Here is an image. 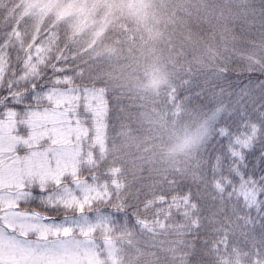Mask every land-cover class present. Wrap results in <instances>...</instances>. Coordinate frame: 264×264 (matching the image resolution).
Listing matches in <instances>:
<instances>
[{"label": "snow or ice", "instance_id": "6c2138e0", "mask_svg": "<svg viewBox=\"0 0 264 264\" xmlns=\"http://www.w3.org/2000/svg\"><path fill=\"white\" fill-rule=\"evenodd\" d=\"M236 7L240 31L264 36V7ZM241 59L203 80L177 72L153 122L167 131L196 88L232 72L264 74V47ZM213 95L195 131L129 159L109 135L125 99L38 37L0 29V264H205L229 243L264 264V80Z\"/></svg>", "mask_w": 264, "mask_h": 264}, {"label": "rangeland", "instance_id": "374dc122", "mask_svg": "<svg viewBox=\"0 0 264 264\" xmlns=\"http://www.w3.org/2000/svg\"><path fill=\"white\" fill-rule=\"evenodd\" d=\"M12 2L17 15L10 24L21 35L38 37L53 52L59 50L69 57L72 53L86 76L102 80L103 87L127 98V107L119 114V120L113 113L116 131H110L113 132L110 137L120 149L118 154L129 159L139 157L144 149L155 144H171L173 130L176 133L185 128L195 131L204 119L202 113L217 107L213 92L225 81H213L203 90L196 88L187 113L174 125L169 117L167 131L154 123L156 113L165 111L162 93L177 72L191 67L203 80L205 74L210 75L226 59L230 66L237 57L246 54L245 48H239L233 41L235 25H239L235 19L236 5L241 0ZM255 3L257 8L264 7V0H255ZM59 36L69 39V43L60 41ZM255 47L260 46L250 49ZM240 63L243 65L245 61ZM259 74L264 80V75L256 73ZM236 77L242 81H236L229 87L230 91L248 83L247 76L243 79L238 74ZM157 79L161 83L153 89L152 82ZM196 93L200 94L197 96ZM34 205L22 207L35 209ZM232 244L233 250L221 255L220 264H249L245 258L248 248L242 243Z\"/></svg>", "mask_w": 264, "mask_h": 264}, {"label": "trees", "instance_id": "16d2710c", "mask_svg": "<svg viewBox=\"0 0 264 264\" xmlns=\"http://www.w3.org/2000/svg\"><path fill=\"white\" fill-rule=\"evenodd\" d=\"M2 1H3V4L0 5V29L4 28L6 25L12 23L13 20L16 18V15H17L16 14V8L14 7V3L12 2V0H2ZM7 15H8V17L4 18ZM2 16H4V17H2ZM234 29L236 31V34L235 35L233 34V41L238 43L239 48H245L246 50L245 49H243V50L246 52V54L248 51H251L250 48L254 47L255 45H259L260 47H264V36H261V31H262L261 29L254 27L251 29L250 32H241L240 31V25H237V24L235 25ZM40 33H42V32L40 31ZM59 37H60V41H63L66 44H68L70 41L69 39L64 38L63 36H59ZM59 47H60V45L58 46V48ZM66 47L68 48V46H66ZM81 52H83V54H84L83 50ZM70 54H71V57L74 58L73 54L72 53H70ZM75 55H76V53H75ZM234 61H235L234 64L229 66L230 68L236 69L242 65L240 63V61H242L241 56L237 57V59H235ZM236 75H238L237 72L230 73L223 80V81H225V84L222 85V87L229 89L230 86L236 84V81L241 82L242 80H238V77H236ZM262 75H264V74H262ZM245 76H247L246 80L256 79V78L261 80L263 78V77H260V74L258 76L256 75L255 77L249 76L247 74L241 75V77H243V79L245 78ZM93 80L97 83V86H100V85H101V87L104 86L102 80H98V79H93ZM123 98L125 100H127L126 97H123ZM115 116H116V114H115ZM119 119H120V117L118 118V120ZM112 134H113V132H110L109 135H112ZM258 147H259V145H258ZM256 159H257V165H259V154L258 153H257ZM34 207L38 211L46 212V210L44 208L39 207L37 204H35ZM49 214L55 215L54 213H49ZM232 250H233V244L232 243H229V245L227 247L221 246L219 248V251L214 254L215 259L214 260L210 259V260L206 261L205 264H220L221 255H223L225 253H229Z\"/></svg>", "mask_w": 264, "mask_h": 264}, {"label": "clouds", "instance_id": "9594fccd", "mask_svg": "<svg viewBox=\"0 0 264 264\" xmlns=\"http://www.w3.org/2000/svg\"><path fill=\"white\" fill-rule=\"evenodd\" d=\"M132 11H133V12H135V11H136V9H132Z\"/></svg>", "mask_w": 264, "mask_h": 264}]
</instances>
